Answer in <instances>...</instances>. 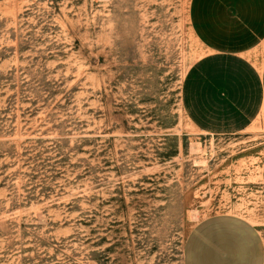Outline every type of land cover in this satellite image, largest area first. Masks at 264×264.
I'll list each match as a JSON object with an SVG mask.
<instances>
[{
  "label": "rangeland",
  "instance_id": "1",
  "mask_svg": "<svg viewBox=\"0 0 264 264\" xmlns=\"http://www.w3.org/2000/svg\"><path fill=\"white\" fill-rule=\"evenodd\" d=\"M191 4L0 0V264H188L220 217L264 235V110L213 136L183 109L211 53Z\"/></svg>",
  "mask_w": 264,
  "mask_h": 264
},
{
  "label": "crops",
  "instance_id": "2",
  "mask_svg": "<svg viewBox=\"0 0 264 264\" xmlns=\"http://www.w3.org/2000/svg\"><path fill=\"white\" fill-rule=\"evenodd\" d=\"M190 11L194 32L211 53L185 76L184 112L206 134H240L264 110V61L246 56L264 40V0H192ZM260 170L264 189V155ZM187 256L188 264H264V235L215 218L191 240Z\"/></svg>",
  "mask_w": 264,
  "mask_h": 264
}]
</instances>
